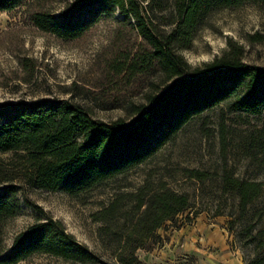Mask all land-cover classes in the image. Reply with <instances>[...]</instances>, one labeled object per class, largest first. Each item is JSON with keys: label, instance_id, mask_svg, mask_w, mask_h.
<instances>
[{"label": "trees", "instance_id": "trees-1", "mask_svg": "<svg viewBox=\"0 0 264 264\" xmlns=\"http://www.w3.org/2000/svg\"><path fill=\"white\" fill-rule=\"evenodd\" d=\"M56 2L0 0V13L25 7L35 29L64 41L78 40L118 14L113 39L102 56L101 81L95 85L100 93H89L133 120L95 121L83 107L65 100L0 104V235L19 210L23 186L77 197L146 163L193 119L217 107L247 116L264 111V70L241 64L237 52L201 69H192L181 56L213 16L245 3L264 8V0H68L60 11L53 7ZM29 62L22 65L30 76ZM140 79L149 81L145 103L128 102L126 93ZM5 154L12 156L8 163L1 159ZM221 183L242 212L261 192V184L232 176H223ZM132 198L128 211L113 202L97 218L110 226L119 219L121 227L129 223L120 242L121 264H140L135 252L142 243L191 207L186 194L162 184L156 189L144 186ZM34 255L96 262L52 219L37 220L16 235L11 248L0 252V264H18Z\"/></svg>", "mask_w": 264, "mask_h": 264}, {"label": "rangeland", "instance_id": "rangeland-1", "mask_svg": "<svg viewBox=\"0 0 264 264\" xmlns=\"http://www.w3.org/2000/svg\"><path fill=\"white\" fill-rule=\"evenodd\" d=\"M66 1L57 0L53 7L60 11ZM117 19L115 14L82 38L64 41L35 29L26 19L25 7L0 13V104L65 100L83 107L95 121L130 123L133 118L126 119L124 110L110 109L90 94L100 93L95 85L101 81L102 56L113 39ZM236 52L241 64L264 70L261 4L245 3L216 14L197 30L190 50L181 56L192 69H201ZM24 60L33 66L30 76L23 68ZM148 82L140 79L130 86L126 100L145 103ZM1 159L8 163L12 156L1 155ZM191 172H197L199 179ZM223 176L261 184L259 197L242 212L237 198L223 190ZM160 184L186 194L191 207L142 243L135 252L140 264H197L199 255L220 258L225 264L263 261L264 111L247 116L225 106L193 119L146 163L77 197L23 186L19 210L2 228L0 252L8 251L15 236L37 220L52 219L95 256L94 264H121L120 242L129 223L121 227L119 219L110 226L97 218L113 202L128 211L139 189H156ZM18 264L80 263L34 255Z\"/></svg>", "mask_w": 264, "mask_h": 264}, {"label": "crops", "instance_id": "crops-1", "mask_svg": "<svg viewBox=\"0 0 264 264\" xmlns=\"http://www.w3.org/2000/svg\"><path fill=\"white\" fill-rule=\"evenodd\" d=\"M199 261H197V264H225L224 260L222 261V259L220 260L217 258H209V257H205V256H198Z\"/></svg>", "mask_w": 264, "mask_h": 264}]
</instances>
